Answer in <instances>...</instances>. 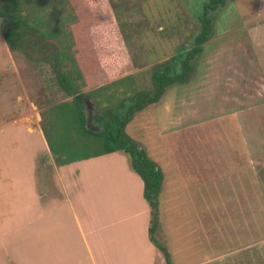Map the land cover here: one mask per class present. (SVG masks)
Here are the masks:
<instances>
[{
    "label": "rangeland",
    "instance_id": "1",
    "mask_svg": "<svg viewBox=\"0 0 264 264\" xmlns=\"http://www.w3.org/2000/svg\"><path fill=\"white\" fill-rule=\"evenodd\" d=\"M204 1L78 0L70 8L61 0L62 24L54 25L50 20L60 15L53 0H0V9L33 29L19 48H10L2 30L11 19L0 16V68L19 59L23 78L39 75L40 81L13 91L17 102L30 100L42 132L40 137L6 118L0 135L11 138L1 143L0 137V148H48L58 161L100 155L103 141L80 126L78 105L57 82L54 55L68 81L89 94L93 115L108 108L121 115V100L129 104L136 92L150 90L160 63L190 47ZM212 17L188 81L167 87L158 102L134 114L125 132L163 173L154 239L176 264H264V0H226ZM45 37L57 43L47 45ZM28 67L39 71L37 78ZM8 99L5 112L22 109L12 95ZM174 178L183 186L202 180L198 191L192 186L181 195L174 214L183 227L171 232L169 248L161 232L171 229L167 189Z\"/></svg>",
    "mask_w": 264,
    "mask_h": 264
},
{
    "label": "crops",
    "instance_id": "2",
    "mask_svg": "<svg viewBox=\"0 0 264 264\" xmlns=\"http://www.w3.org/2000/svg\"><path fill=\"white\" fill-rule=\"evenodd\" d=\"M65 1L70 8L78 4V0ZM53 3L60 16H54L49 24L61 25V0ZM104 10V16H109ZM73 17L77 19L76 8ZM42 39L47 45L57 43L54 38ZM19 64V59L9 58L6 69L0 68V123L6 124V118L12 117L19 126L25 125L26 131L41 137L38 112L30 100L17 102L19 96L13 91L40 81L39 71L28 67L38 78H23ZM10 95L12 103L23 105L20 111L11 113L8 108L5 112ZM0 137L1 143L11 138L8 134ZM45 154L46 161L42 162L39 158ZM124 154L117 150L57 163L48 148H0V264H166L157 243L150 239V206L143 196V181ZM199 179L192 178L191 185L183 186L174 178L168 184L171 229L163 227L161 233L169 248L174 245L171 232L183 227L174 210L182 205V193H189L192 186L198 191ZM162 191L163 186L159 224Z\"/></svg>",
    "mask_w": 264,
    "mask_h": 264
},
{
    "label": "trees",
    "instance_id": "3",
    "mask_svg": "<svg viewBox=\"0 0 264 264\" xmlns=\"http://www.w3.org/2000/svg\"><path fill=\"white\" fill-rule=\"evenodd\" d=\"M225 2L226 0H205L202 3L201 13L198 16L200 30L194 36L190 47L178 51L171 58L160 63L159 68L152 72V86L150 90L136 92L129 98V104L126 103V100H121V104L118 106L121 107V115L116 114L110 108L106 109L100 116L94 113V120L98 121L102 127L100 132L85 128L83 98H89V94L79 92L68 81L62 70L56 66L58 63L55 55L53 57L55 76L61 90L68 96H72V100L78 105L79 113L76 118L80 121V126L85 132L96 135L103 141V151L98 154L117 150L123 151L129 160L131 168L141 177L143 181V196L150 206V239L155 244L157 242L154 239V232L159 223V196L163 173L156 162L147 155L145 150L136 145L132 138L125 132V126L133 118L135 113L143 110L149 104L158 102L167 87L173 84H183L188 81L191 72L195 68L198 56L203 50V45L209 39L212 32V13L222 7ZM0 16H8L11 19L8 22V27L2 30V36L5 42L10 48L19 47V42L22 40V37L33 29L21 19L11 17L5 9H0ZM175 62L177 65H175ZM50 149L56 155L60 153L59 149ZM92 155L75 157L66 161L54 159L57 163H69L78 159L88 158ZM156 245L163 253L166 264H173L168 249L158 243Z\"/></svg>",
    "mask_w": 264,
    "mask_h": 264
},
{
    "label": "water",
    "instance_id": "4",
    "mask_svg": "<svg viewBox=\"0 0 264 264\" xmlns=\"http://www.w3.org/2000/svg\"><path fill=\"white\" fill-rule=\"evenodd\" d=\"M84 116H85V128L100 132L102 127L94 122L92 103L89 98L84 97Z\"/></svg>",
    "mask_w": 264,
    "mask_h": 264
}]
</instances>
